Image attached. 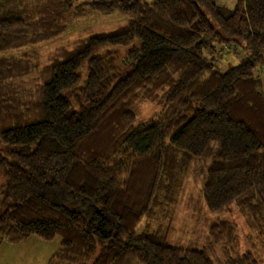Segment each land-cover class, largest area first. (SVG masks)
Wrapping results in <instances>:
<instances>
[{"label": "trees", "instance_id": "16d2710c", "mask_svg": "<svg viewBox=\"0 0 264 264\" xmlns=\"http://www.w3.org/2000/svg\"><path fill=\"white\" fill-rule=\"evenodd\" d=\"M233 1L0 0V244L59 239L45 264H215L169 242L179 185L205 161L208 211L236 207L264 235V0ZM88 12L125 24L43 67L5 56ZM236 230L216 218L210 246L259 264L230 259Z\"/></svg>", "mask_w": 264, "mask_h": 264}, {"label": "rangeland", "instance_id": "374dc122", "mask_svg": "<svg viewBox=\"0 0 264 264\" xmlns=\"http://www.w3.org/2000/svg\"><path fill=\"white\" fill-rule=\"evenodd\" d=\"M94 0H77L90 2ZM149 1V0H147ZM219 6L228 9L234 7L233 0H214ZM125 24V18L119 14L103 17L96 13L88 12L87 16L81 19H68L66 31L56 39L39 45L32 49H23L6 53V57L16 56L24 51L37 57L40 67L47 64V60L60 49H70L74 42L88 36L106 33L117 29ZM235 55H227L226 58H218L217 65L226 68L229 64H236ZM85 71L82 70L79 86L85 83ZM158 108L152 104L140 106L138 122L150 118ZM1 150V148H0ZM208 161L196 163L189 167L188 175L184 183L181 182L178 188V200L173 211L172 230L169 242L178 248H197L205 250L215 264H224L227 257L223 256L218 247H211L208 240V228L216 219L227 220L235 223L237 234V246L232 249L231 260L238 261V258L246 253H251L259 264H264V235L253 226L251 219L232 207L229 212L215 215L208 211L204 203L201 187ZM0 176V186L2 183ZM143 223L138 226L137 232ZM59 239L46 243L35 237H30L19 244H0V264H45L47 260L57 251Z\"/></svg>", "mask_w": 264, "mask_h": 264}]
</instances>
